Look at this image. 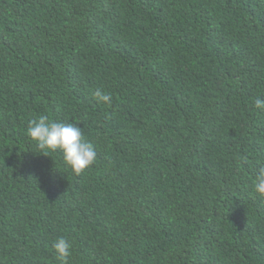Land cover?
<instances>
[{
  "label": "trees",
  "instance_id": "1",
  "mask_svg": "<svg viewBox=\"0 0 264 264\" xmlns=\"http://www.w3.org/2000/svg\"><path fill=\"white\" fill-rule=\"evenodd\" d=\"M258 98L264 0H0V264L60 237L68 264H264ZM41 115L95 162L38 149Z\"/></svg>",
  "mask_w": 264,
  "mask_h": 264
},
{
  "label": "clouds",
  "instance_id": "2",
  "mask_svg": "<svg viewBox=\"0 0 264 264\" xmlns=\"http://www.w3.org/2000/svg\"><path fill=\"white\" fill-rule=\"evenodd\" d=\"M93 95L99 103L110 105L112 102L111 94L101 89H97ZM255 107L264 110V99H256ZM26 134L42 152L59 151L67 166L77 175L84 172L96 160L94 146L84 139L83 131L76 123L52 121L41 115L38 119L29 121ZM253 187L259 196L264 197V170L256 175ZM52 248L61 264H68L71 242L60 237L53 243Z\"/></svg>",
  "mask_w": 264,
  "mask_h": 264
}]
</instances>
